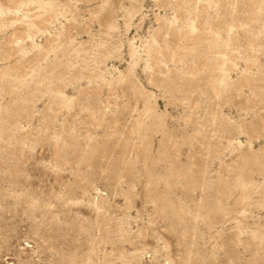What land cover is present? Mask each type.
Instances as JSON below:
<instances>
[{
	"label": "rangeland",
	"instance_id": "obj_1",
	"mask_svg": "<svg viewBox=\"0 0 264 264\" xmlns=\"http://www.w3.org/2000/svg\"><path fill=\"white\" fill-rule=\"evenodd\" d=\"M0 264H264V0H0Z\"/></svg>",
	"mask_w": 264,
	"mask_h": 264
}]
</instances>
